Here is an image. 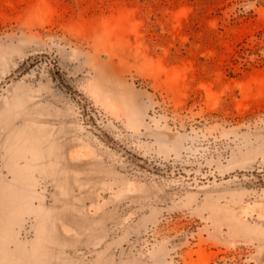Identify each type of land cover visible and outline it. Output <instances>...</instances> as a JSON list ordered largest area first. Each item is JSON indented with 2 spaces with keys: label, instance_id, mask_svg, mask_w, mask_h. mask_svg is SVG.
Segmentation results:
<instances>
[{
  "label": "rangeland",
  "instance_id": "1",
  "mask_svg": "<svg viewBox=\"0 0 264 264\" xmlns=\"http://www.w3.org/2000/svg\"><path fill=\"white\" fill-rule=\"evenodd\" d=\"M0 264H264V0H0Z\"/></svg>",
  "mask_w": 264,
  "mask_h": 264
},
{
  "label": "water",
  "instance_id": "2",
  "mask_svg": "<svg viewBox=\"0 0 264 264\" xmlns=\"http://www.w3.org/2000/svg\"><path fill=\"white\" fill-rule=\"evenodd\" d=\"M58 81L61 83V80L58 78Z\"/></svg>",
  "mask_w": 264,
  "mask_h": 264
}]
</instances>
